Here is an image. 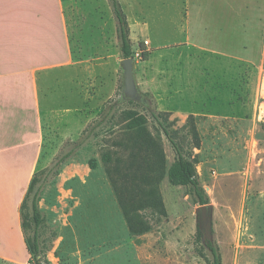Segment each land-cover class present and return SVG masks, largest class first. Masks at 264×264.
I'll return each instance as SVG.
<instances>
[{"label": "rangeland", "instance_id": "1", "mask_svg": "<svg viewBox=\"0 0 264 264\" xmlns=\"http://www.w3.org/2000/svg\"><path fill=\"white\" fill-rule=\"evenodd\" d=\"M119 2L137 86L146 102L119 100V62L124 57L108 4H99L103 29L82 22L84 28L75 34L77 64L67 73L73 78V130L63 116L57 130L45 127L34 174L42 216L36 229L38 255L14 246L8 251L17 259H0V264H209L210 249L202 243L196 222L200 203L189 186L168 181L165 170L176 154L152 114L183 153L194 158L199 184L212 206L210 245L221 264H264V0ZM141 42L144 60L139 59ZM130 111L146 117L139 138L127 127ZM190 114L199 147L190 145L184 127ZM86 135L84 143L56 164ZM158 144L164 173L156 174V185L166 215L142 209L152 227L136 235L128 229L111 178L128 186L121 176L130 155L137 157L133 169L139 178L151 165L150 155L143 158L145 148L154 150ZM90 158L96 160L93 169ZM0 215L4 225L5 218L13 221L12 211ZM21 219L23 236L30 241L34 225L29 198Z\"/></svg>", "mask_w": 264, "mask_h": 264}, {"label": "crops", "instance_id": "2", "mask_svg": "<svg viewBox=\"0 0 264 264\" xmlns=\"http://www.w3.org/2000/svg\"><path fill=\"white\" fill-rule=\"evenodd\" d=\"M106 3L116 24L107 0H0V214L13 213L12 222L0 223V259H17L8 251L14 246L27 250L21 204L42 156L45 127L57 130L63 116L73 130L67 73L77 64L75 34L82 22L103 29L98 9Z\"/></svg>", "mask_w": 264, "mask_h": 264}, {"label": "trees", "instance_id": "3", "mask_svg": "<svg viewBox=\"0 0 264 264\" xmlns=\"http://www.w3.org/2000/svg\"><path fill=\"white\" fill-rule=\"evenodd\" d=\"M109 6L111 8L112 14L115 18L117 24V35L120 44V51L123 57H133L134 52L132 51L130 39H129V29L125 14L120 6L118 0H107ZM141 49V57L140 60L146 59L145 48L143 43L140 45ZM153 118L157 122L159 126H161V130L163 134L169 140L172 148L175 151V159L170 163L168 168L165 170V174L167 176L168 181L174 185H185L191 188L193 195L196 200L200 204L208 203V197L204 193V190L199 184L196 171L194 168V158L190 159L189 154L183 153V150L179 143H177L171 136L168 129L162 125L158 115L152 114ZM129 121L127 123L128 129L137 134L139 138L140 132L144 130V125L146 124V117L142 114H137L135 111L129 112ZM184 127L187 128L186 134L190 137V142L192 147H199L200 145V137L198 134V130L194 123L193 115H188ZM139 134V135H138ZM89 136L86 135L82 138L78 143L74 144L72 148H70L67 152L58 157L56 164L64 161L68 158L73 150L84 143ZM146 141L145 139L142 141ZM145 143V142H144ZM148 142L145 143V146ZM142 147H139L136 151L137 156L142 152L139 150ZM147 153L143 156L150 155L151 165L149 164V168H145L144 172L141 173L139 178L135 177V172L133 169L134 164L136 163V155H130V163L125 166V170L122 171L121 180L127 182L128 186H122L121 184L116 183V179L111 178V181L114 185V189L116 190V196L123 212L125 221L127 223L128 229L133 234H142L149 231L152 227L151 223L144 218V214L141 213L142 209L150 208L158 217H162L166 215V211L162 202L161 195L159 193L156 182L158 177L156 174L164 173V154L163 150L158 144V146L154 150H150V148H145ZM137 158V157H136ZM102 160L107 163L110 161L109 155L105 154L102 157ZM88 166L90 168H95L96 160L94 158H90L88 161ZM40 190V185H36L35 176L32 177L27 192L24 196V199L21 204V210L24 207L27 199H30V209H31V218L34 225V232L32 234V238L29 239L24 238V242L26 245V249L30 255L37 256L38 255V242H37V232L36 229L42 222V216L38 208V192ZM22 229L24 228V221L22 219L21 222ZM210 256L207 257L200 253L201 256L206 258L209 264H221L220 256L216 248L209 245ZM28 263L31 262V258L27 260Z\"/></svg>", "mask_w": 264, "mask_h": 264}, {"label": "water", "instance_id": "4", "mask_svg": "<svg viewBox=\"0 0 264 264\" xmlns=\"http://www.w3.org/2000/svg\"><path fill=\"white\" fill-rule=\"evenodd\" d=\"M122 73V89L119 100H132L145 103V96L137 86L135 78V63L133 57H124L119 62ZM197 228L201 234L202 243L209 246L212 242V206L211 204H199L195 208Z\"/></svg>", "mask_w": 264, "mask_h": 264}, {"label": "bare ground", "instance_id": "5", "mask_svg": "<svg viewBox=\"0 0 264 264\" xmlns=\"http://www.w3.org/2000/svg\"><path fill=\"white\" fill-rule=\"evenodd\" d=\"M11 235V234H10Z\"/></svg>", "mask_w": 264, "mask_h": 264}]
</instances>
